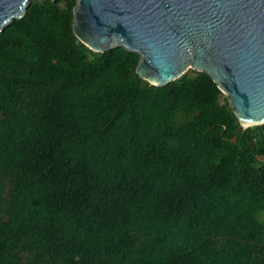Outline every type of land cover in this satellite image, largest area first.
<instances>
[{"label":"trees","instance_id":"trees-1","mask_svg":"<svg viewBox=\"0 0 264 264\" xmlns=\"http://www.w3.org/2000/svg\"><path fill=\"white\" fill-rule=\"evenodd\" d=\"M74 5L0 32V264H264V124L202 72L90 51Z\"/></svg>","mask_w":264,"mask_h":264},{"label":"water","instance_id":"water-1","mask_svg":"<svg viewBox=\"0 0 264 264\" xmlns=\"http://www.w3.org/2000/svg\"><path fill=\"white\" fill-rule=\"evenodd\" d=\"M29 2L0 0V32ZM72 32L94 53L136 54L153 86L202 72L242 129L264 124V0H75Z\"/></svg>","mask_w":264,"mask_h":264},{"label":"rangeland","instance_id":"rangeland-1","mask_svg":"<svg viewBox=\"0 0 264 264\" xmlns=\"http://www.w3.org/2000/svg\"><path fill=\"white\" fill-rule=\"evenodd\" d=\"M257 160H259L260 162H263L264 163V156L258 157Z\"/></svg>","mask_w":264,"mask_h":264}]
</instances>
